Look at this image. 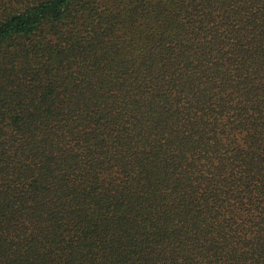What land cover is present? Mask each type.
I'll use <instances>...</instances> for the list:
<instances>
[{
	"label": "trees",
	"instance_id": "16d2710c",
	"mask_svg": "<svg viewBox=\"0 0 264 264\" xmlns=\"http://www.w3.org/2000/svg\"><path fill=\"white\" fill-rule=\"evenodd\" d=\"M0 264H264V0H0Z\"/></svg>",
	"mask_w": 264,
	"mask_h": 264
}]
</instances>
